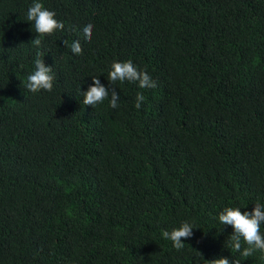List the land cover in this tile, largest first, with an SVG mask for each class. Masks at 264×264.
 Here are the masks:
<instances>
[{
	"label": "trees",
	"instance_id": "trees-1",
	"mask_svg": "<svg viewBox=\"0 0 264 264\" xmlns=\"http://www.w3.org/2000/svg\"><path fill=\"white\" fill-rule=\"evenodd\" d=\"M40 2L64 29L37 48L33 0H0V264H264L218 219L264 204V0ZM38 51L50 92L25 87ZM129 60L155 88L108 79ZM92 78L117 108L83 104Z\"/></svg>",
	"mask_w": 264,
	"mask_h": 264
},
{
	"label": "clouds",
	"instance_id": "clouds-1",
	"mask_svg": "<svg viewBox=\"0 0 264 264\" xmlns=\"http://www.w3.org/2000/svg\"><path fill=\"white\" fill-rule=\"evenodd\" d=\"M55 12L49 11L44 7L40 0H33V3L27 10V20L32 22L37 36L30 43L39 48L42 44L40 37L53 34L56 30H63V22L55 19ZM92 24H88L83 28L85 40L91 39ZM67 44V41L64 42ZM71 51L80 55L82 53L81 44L79 41H74L71 44ZM42 53L37 52L33 60L34 71L27 77L26 89L32 93H37L40 90L52 91L54 76L52 75V67L46 66ZM108 79L111 82H138L140 88H155L156 82L144 71H139L133 65L132 61L116 62L111 64L108 72ZM110 98V107L117 108L120 99L119 94L115 89L111 90L101 84L98 78H92V84L89 85L87 91L81 93L83 104L94 106L103 103L105 99ZM145 97L138 93L136 97L135 107L140 108ZM219 222L223 225L231 226L233 234L230 236L229 246L236 252H240L242 256H250L253 251L259 250L264 252V235L261 234V224L264 223V204L256 203L251 212L241 211L236 207H225L219 213ZM162 238L172 241L173 247L180 250L184 247L182 239H189L193 235V226L184 222L179 227L173 228L170 232L163 231ZM241 240L247 245L243 248ZM206 264H234L228 258H215L206 261Z\"/></svg>",
	"mask_w": 264,
	"mask_h": 264
}]
</instances>
